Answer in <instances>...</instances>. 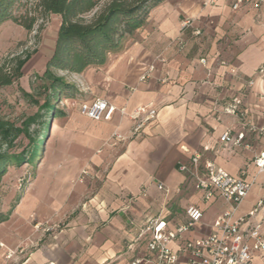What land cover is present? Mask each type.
Masks as SVG:
<instances>
[{
  "label": "crops",
  "instance_id": "crops-1",
  "mask_svg": "<svg viewBox=\"0 0 264 264\" xmlns=\"http://www.w3.org/2000/svg\"><path fill=\"white\" fill-rule=\"evenodd\" d=\"M206 1L164 0L103 65L64 73L82 95L79 104L105 99L126 115L93 122L78 113L79 104L62 109L65 115L51 125L40 164L18 200L16 184L10 187L7 177L0 183V192L8 190L0 213L10 211L0 223V264H130L146 254L144 241L127 250L137 233L130 218L143 224L161 212L173 229L187 221L189 207L201 210L202 219L184 237L212 231L226 205L217 198L204 202L178 165L189 164L197 152L200 171L210 162L238 176L262 150L264 139L254 134L246 135V147L220 145L218 139L242 130L237 118L221 112L233 100L264 128V103L258 100L264 77L255 74L264 63V0L259 9L241 5L235 11L233 0ZM149 67V77L140 81ZM138 107L154 109L155 119L133 138L109 146L113 132L130 135L129 115ZM82 171L87 175L79 182ZM254 175L250 165L245 180ZM260 200L264 175L255 178L238 215ZM257 219L264 224V204ZM39 223L60 228L42 233L34 230ZM18 247L23 253L6 260L7 251ZM251 264L264 260L255 257Z\"/></svg>",
  "mask_w": 264,
  "mask_h": 264
},
{
  "label": "built area",
  "instance_id": "built-area-1",
  "mask_svg": "<svg viewBox=\"0 0 264 264\" xmlns=\"http://www.w3.org/2000/svg\"><path fill=\"white\" fill-rule=\"evenodd\" d=\"M215 1L207 0L204 4H212ZM262 3L263 0H233L232 10H237L241 5H251L254 9H259ZM152 70L153 67H149L140 77V81L146 80ZM255 74L264 77V63L257 68ZM258 100L264 103V95L259 96ZM116 112L120 116L126 115L125 108L118 109L100 98L83 101L78 105V113L93 122H108ZM221 112L237 118L242 125V130L235 136H231L228 131L222 133L218 139L220 145L246 147L244 141L248 133L264 139V128L257 127L247 117V111L241 108L239 102L233 100L227 103L222 107ZM155 117L154 109L138 107L129 115L133 122L130 135L126 137L113 132L107 141L108 145L117 147L127 139L133 138ZM200 161L201 154L195 152L191 155L189 164L178 165V171L186 175V180L192 183L196 191L202 193L204 202L217 198L226 205L225 210L214 221L212 231L197 239L184 237L185 233L202 219L201 210L195 207L187 208L185 211L187 221L177 224L173 229L167 228L161 212L143 224L130 218L128 224L137 233L128 244L127 250L132 251L140 241H144L146 249L145 256L133 258L130 264H251L255 257L264 260V224L261 219H257L263 200L258 201L248 213L238 215L239 206L250 192L255 178L264 175V146L238 176H232L210 162H205L200 171ZM250 165L255 169V175L248 182L245 176ZM86 175L87 172L82 171L79 182ZM158 188L164 196L168 195L169 191L163 185H158ZM130 200L133 201L134 198ZM59 228V226L43 227L40 223L34 225V230L42 233H50L53 229ZM23 251L21 247L7 251L5 258L10 260L15 255H21ZM102 264H112V262L107 261Z\"/></svg>",
  "mask_w": 264,
  "mask_h": 264
},
{
  "label": "trees",
  "instance_id": "trees-1",
  "mask_svg": "<svg viewBox=\"0 0 264 264\" xmlns=\"http://www.w3.org/2000/svg\"><path fill=\"white\" fill-rule=\"evenodd\" d=\"M164 0H0V26L11 21L31 33L51 15L60 19L51 57L38 79L43 99L40 101L19 89L24 99L37 107L20 125L0 119V183L10 172L34 170L43 156L50 127L63 117L59 105L82 95L75 85L55 72L81 74L90 67L101 66L109 53L119 51L124 40L139 29L152 8ZM30 54L0 63V91L17 84ZM39 126L37 131H30ZM22 137L26 144L15 152V142ZM42 149L40 150V146ZM16 198L15 201L18 200ZM10 214L0 213V223Z\"/></svg>",
  "mask_w": 264,
  "mask_h": 264
},
{
  "label": "rangeland",
  "instance_id": "rangeland-1",
  "mask_svg": "<svg viewBox=\"0 0 264 264\" xmlns=\"http://www.w3.org/2000/svg\"><path fill=\"white\" fill-rule=\"evenodd\" d=\"M60 19L57 15H51L45 22L41 30H38L39 23L35 25L31 33H27L21 27L11 21H6L0 26V63L11 61L16 57H24L30 54V59L23 67L24 78L17 84L0 91V119L8 120L15 125H20L21 121L30 115H33L37 107L31 103L30 99H24L19 91L21 88L35 99L42 100L43 95L41 87L43 83L38 79L47 60L51 57ZM58 76L66 75L62 72H55ZM67 77V76H65ZM81 98H75L62 102L59 107H72L75 109ZM39 126H32L30 131H37ZM17 148L15 152L26 144V141L19 137L15 142ZM42 145L40 146V150ZM25 171H12L7 176V182L10 187L17 185V197H20L27 182L32 178V169L26 168ZM21 176V177H20ZM19 178V180H17ZM8 190L0 192V202L7 196ZM14 198V201L16 200ZM264 204V200H263Z\"/></svg>",
  "mask_w": 264,
  "mask_h": 264
},
{
  "label": "snow or ice",
  "instance_id": "snow-or-ice-1",
  "mask_svg": "<svg viewBox=\"0 0 264 264\" xmlns=\"http://www.w3.org/2000/svg\"><path fill=\"white\" fill-rule=\"evenodd\" d=\"M162 227V226H161Z\"/></svg>",
  "mask_w": 264,
  "mask_h": 264
}]
</instances>
